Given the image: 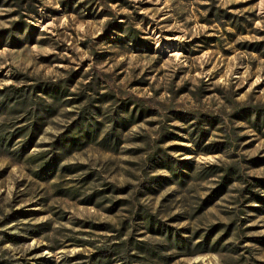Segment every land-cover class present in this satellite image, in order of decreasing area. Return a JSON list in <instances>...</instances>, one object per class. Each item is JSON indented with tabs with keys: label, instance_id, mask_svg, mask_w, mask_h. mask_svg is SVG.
<instances>
[{
	"label": "rangeland",
	"instance_id": "1",
	"mask_svg": "<svg viewBox=\"0 0 264 264\" xmlns=\"http://www.w3.org/2000/svg\"><path fill=\"white\" fill-rule=\"evenodd\" d=\"M54 100L24 151L33 114ZM256 113L264 0H0V264H95L97 250L128 240L152 249L164 241L150 215L217 245L151 264H264V206L247 191L264 178ZM113 132L119 145L105 140ZM207 167L222 173L204 178Z\"/></svg>",
	"mask_w": 264,
	"mask_h": 264
},
{
	"label": "trees",
	"instance_id": "2",
	"mask_svg": "<svg viewBox=\"0 0 264 264\" xmlns=\"http://www.w3.org/2000/svg\"><path fill=\"white\" fill-rule=\"evenodd\" d=\"M49 90V89H47ZM23 96V97H22ZM20 95L21 99L16 101L17 105H25L28 102V94L27 95ZM45 96V95H40ZM41 97V98H42ZM53 97V96H52ZM55 98V96H54ZM57 98V97H56ZM55 101H52L50 103H44L43 105L39 106L36 112L33 115H36V120H34V123L32 124V127L28 131V137L23 142V150L28 151L34 144V142L37 140L39 135L41 134V131L43 127L47 124L46 119L48 116H54L57 114V106L55 104ZM32 108L30 107L27 112L28 114H32ZM257 117L261 119L263 116L262 113H256ZM264 117V116H263ZM213 118V117H212ZM216 119V117H214ZM131 117H125L120 121V124H124L125 126L133 124V121L130 120ZM214 123V121H213ZM212 123V124H213ZM88 128L91 127V125H87ZM83 124L79 125V131H82ZM28 129V126L23 127L22 130H25L23 132H26ZM93 130L89 129L85 132V138L86 140H95L97 137V133L93 132ZM22 136L26 135L25 133H20ZM15 136V134H12ZM81 136V135H80ZM121 134L113 132L111 135H107L105 137V140H108L110 142H114L115 145H119L121 143ZM73 140L76 144L81 140V137H75L73 136ZM116 140V142H115ZM63 143V141H60ZM201 142L197 140L195 142V145H199ZM80 144H83L81 142ZM65 145V144H64ZM161 161H158V164H160L162 167L160 168H170L172 163H170L165 158H161ZM60 161L59 157H52L44 165H42V170L47 174H53L55 170L57 169L58 162ZM186 163V162H184ZM174 166V165H173ZM214 169H210V167L202 169V175L204 178H210L212 176H216L217 174L222 173L221 169L219 167H213ZM181 169L179 166L175 167V173L174 177L178 179L180 183H185L186 181L183 179L184 175L181 173ZM222 179L224 182H222V188H224L223 192H226V182L230 180V177L222 176ZM226 179V180H225ZM254 183H250V187L247 189L248 194H251V200L253 202H256L258 204H261V206H264V195L262 192H254L252 188H259L264 190V178H253ZM234 180L231 179L230 183H232ZM229 183V184H230ZM228 184V182H227ZM220 192V190L218 191ZM213 197V196H212ZM211 200V198H210ZM209 199H206L204 201V204L201 207V210H203L206 206H208ZM211 203V202H210ZM203 208V209H202ZM261 208V207H259ZM258 208V209H259ZM264 208L262 207V209ZM149 230L154 234L158 235L162 238L164 242H158L155 244V246L150 249L146 246L147 241L141 240V241H121L110 244L108 247H102L99 250H97V254L95 257V264H115L117 262V259H121L120 261L122 263L120 264H151L150 261H153L158 255L164 256L161 254L162 251H170L173 249L181 250L180 252H192L200 253V252H207L211 249L216 250L217 245L213 243V245H210V247H207V243L204 240H200V236L191 239L187 238L182 234V230H175L171 227H162L161 223H157L152 215L149 216ZM214 237V230L210 233L208 238H210V242L212 241ZM9 238L13 239L14 237L12 235L9 236ZM199 240V241H198ZM220 240H218V243ZM158 248V249H157ZM8 264V263H5Z\"/></svg>",
	"mask_w": 264,
	"mask_h": 264
}]
</instances>
